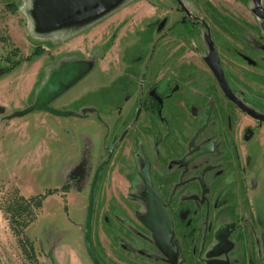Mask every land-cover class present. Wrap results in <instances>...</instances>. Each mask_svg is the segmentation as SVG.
Returning a JSON list of instances; mask_svg holds the SVG:
<instances>
[{"label":"rangeland","instance_id":"374dc122","mask_svg":"<svg viewBox=\"0 0 264 264\" xmlns=\"http://www.w3.org/2000/svg\"><path fill=\"white\" fill-rule=\"evenodd\" d=\"M180 2L204 27L178 24L176 0H0V264H97L80 223L85 237L103 163L99 264H264L261 19L253 0ZM214 52L254 116L225 96ZM153 191L171 218L168 251L141 221ZM99 232L120 251L103 257Z\"/></svg>","mask_w":264,"mask_h":264},{"label":"water","instance_id":"95a60500","mask_svg":"<svg viewBox=\"0 0 264 264\" xmlns=\"http://www.w3.org/2000/svg\"><path fill=\"white\" fill-rule=\"evenodd\" d=\"M255 3L257 9L256 11L257 16H259L261 19L264 20V11L262 10L261 0H255ZM262 28L264 30V21L262 22ZM211 69L225 95L232 102H234L239 108L247 111L248 109L245 107V105L239 100V98H237V96H235V94L231 90L228 81L226 79V76L224 74L217 52L213 53V62ZM155 92H156L155 90H152L151 94L154 95ZM40 107L56 115L66 116L70 114V112L56 109L47 103H41ZM104 165L105 163L101 164L98 167L92 180L87 219H86V233H85L87 250L97 264H99V262L95 255L92 244V219H93V211H94L95 187L98 181L100 171L102 170ZM143 222L147 225L148 228H150V230H153L154 237L159 247L165 251H168L173 236L171 218L165 207V204L162 202L161 198L158 196V194L155 191L151 193L150 209L147 215L143 218Z\"/></svg>","mask_w":264,"mask_h":264},{"label":"flooded vegetation","instance_id":"af4514ba","mask_svg":"<svg viewBox=\"0 0 264 264\" xmlns=\"http://www.w3.org/2000/svg\"><path fill=\"white\" fill-rule=\"evenodd\" d=\"M178 3V8H177V10L180 12V14H181V18L179 19V21H178V24H182L183 25V27H185V29L187 30V32L189 33V34H192V30H196L197 29V27H199V26H203L204 27V24H206V22L205 21H201L203 18H205L206 20H207V18L206 17H203L202 16V18H200L199 19V15H195V13L196 12H193L192 11V9L189 7V6H186L185 4H183V3H181L180 2V0H176ZM236 2L238 1V0H235ZM241 2V1H240ZM253 3H254V5H255V7H256V3H255V0H253ZM221 5H220V8H221V10H222V8H223V6H224V4H223V2H221L220 3ZM262 4V3H261ZM243 6H244V8L245 7H248V6H246L245 4H242ZM226 8V7H225ZM262 10L264 11V6L262 5ZM256 11H257V9H256ZM256 11H255V14H256ZM256 16H257V14H256ZM258 18H260L259 16H257ZM261 19V18H260ZM175 21V23H174V25L177 23V19H175L174 20ZM264 20L263 19H261V22H260V29H261V32L264 34V30H263V28H262V22H263ZM216 78V77H215ZM217 80V79H216ZM218 82V81H217ZM219 84V83H218ZM152 90H155L156 92H155V94L154 95H152L151 93H152ZM149 96L152 98V100H153V102L157 105V114L159 115V117H160V119H162L163 117H162V110H163V105H164V102L166 101L165 100V96H163V95H161L158 91H157V89H156V86H153L150 90H149ZM225 94V93H224ZM226 96V95H225ZM236 96V95H235ZM159 99H158V98ZM227 97V96H226ZM228 98V97H227ZM238 98V97H237ZM229 99V98H228ZM230 100V99H229ZM231 101V100H230ZM232 102V101H231ZM234 103V102H233ZM235 104V103H234ZM236 105V104H235ZM237 106V105H236ZM246 107V106H245ZM247 108V107H246ZM241 109V108H240ZM248 109V108H247ZM244 112H246L247 114H249V115H252V116H254L255 114L254 113H252L249 109L247 110V111H245V110H243ZM145 199H146V210L149 212V209H150V204H151V194H146V196H145ZM165 204V203H164ZM165 207H166V209H167V206H166V204H165ZM147 212V213H148ZM147 215V214H146ZM145 215V216H146ZM141 221L143 222V217H141ZM226 227H228L229 228V226H226ZM225 227V228H226ZM152 232H153V230H152ZM152 235L154 236V232L152 233ZM172 242V241H171Z\"/></svg>","mask_w":264,"mask_h":264},{"label":"crops","instance_id":"0c3cea01","mask_svg":"<svg viewBox=\"0 0 264 264\" xmlns=\"http://www.w3.org/2000/svg\"><path fill=\"white\" fill-rule=\"evenodd\" d=\"M229 1H231V3L233 4V2H235V0L234 1H232V0H229ZM236 3V2H235ZM242 7H244L243 5H242ZM85 209H86V207H85ZM83 220V219H82ZM81 220V221H82ZM118 220H119V218L115 215V214H112V216L110 217V219H109V221L108 222H112V223H118V224H120L119 222H118ZM103 221H98L97 222V224H98V231H100L101 229H104L103 228ZM80 225H81V227H80V235H81V240H82V242H83V248H84V250L86 251V253H87V247H85L86 246V242H85V237H84V235H83V229H85L84 227H83V224H82V222L80 223ZM121 225V224H120ZM122 226V225H121ZM125 232H127V231H125ZM105 235H106V233L105 232H103V233H101V232H99V234H98V239H97V246H98V248H99V250H100V253L102 254V256L104 257V255H106L107 253H109L110 251H116V252H119L120 250L117 248V244L114 246V244L110 241L109 242V247L107 248V246H106V244H105V242H104V240H105ZM62 242V240L61 241H59L58 243H56L55 245H54V248L55 247H57V246H59V244ZM125 250H127V248L125 249ZM85 251H83L84 253H85ZM120 257H121V254H120ZM89 261H91L90 259H89Z\"/></svg>","mask_w":264,"mask_h":264},{"label":"trees","instance_id":"16d2710c","mask_svg":"<svg viewBox=\"0 0 264 264\" xmlns=\"http://www.w3.org/2000/svg\"><path fill=\"white\" fill-rule=\"evenodd\" d=\"M16 8V7H15ZM42 51H38L37 53L40 54ZM31 57V56H29ZM21 61H17L15 62L11 67L7 68L6 70H4L5 72L9 71L10 69H12L16 64L20 63ZM22 202H24L27 206V208L32 207V205L36 206L37 208L40 207L41 205V199L40 197H31V198H26V197H22ZM25 207V209H27Z\"/></svg>","mask_w":264,"mask_h":264}]
</instances>
